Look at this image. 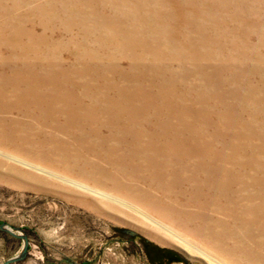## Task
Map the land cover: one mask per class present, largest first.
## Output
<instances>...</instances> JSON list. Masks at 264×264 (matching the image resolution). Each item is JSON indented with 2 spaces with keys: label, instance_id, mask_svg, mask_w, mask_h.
Segmentation results:
<instances>
[{
  "label": "bare ground",
  "instance_id": "1",
  "mask_svg": "<svg viewBox=\"0 0 264 264\" xmlns=\"http://www.w3.org/2000/svg\"><path fill=\"white\" fill-rule=\"evenodd\" d=\"M0 46V155L54 179L25 183L264 264V0H0Z\"/></svg>",
  "mask_w": 264,
  "mask_h": 264
},
{
  "label": "rangeland",
  "instance_id": "2",
  "mask_svg": "<svg viewBox=\"0 0 264 264\" xmlns=\"http://www.w3.org/2000/svg\"><path fill=\"white\" fill-rule=\"evenodd\" d=\"M27 24L40 29L36 22ZM5 48L0 46V52L7 55ZM65 50L62 62L68 65L72 58ZM0 160L15 170L9 177L0 174V224L22 230L29 241L25 259L15 264H235L183 227L182 219L114 197L120 205L60 180L67 189L27 184L28 176L54 179L2 155ZM93 200L109 207L96 209ZM21 247V240L0 232V264Z\"/></svg>",
  "mask_w": 264,
  "mask_h": 264
},
{
  "label": "water",
  "instance_id": "3",
  "mask_svg": "<svg viewBox=\"0 0 264 264\" xmlns=\"http://www.w3.org/2000/svg\"><path fill=\"white\" fill-rule=\"evenodd\" d=\"M0 232L6 233L11 237L22 241V247L20 252L16 256L5 260L2 264H15L23 261L27 255L28 246H29V241L26 234L22 230L18 228H12L4 223L0 224Z\"/></svg>",
  "mask_w": 264,
  "mask_h": 264
},
{
  "label": "flooded vegetation",
  "instance_id": "4",
  "mask_svg": "<svg viewBox=\"0 0 264 264\" xmlns=\"http://www.w3.org/2000/svg\"><path fill=\"white\" fill-rule=\"evenodd\" d=\"M170 256V255H169Z\"/></svg>",
  "mask_w": 264,
  "mask_h": 264
}]
</instances>
